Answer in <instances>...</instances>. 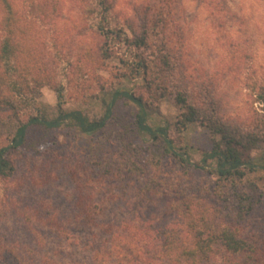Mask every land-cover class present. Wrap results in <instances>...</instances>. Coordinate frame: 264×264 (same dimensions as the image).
I'll return each mask as SVG.
<instances>
[{
    "label": "rangeland",
    "instance_id": "1",
    "mask_svg": "<svg viewBox=\"0 0 264 264\" xmlns=\"http://www.w3.org/2000/svg\"><path fill=\"white\" fill-rule=\"evenodd\" d=\"M109 2L124 30L130 24L137 30L141 19L156 8L163 10L165 19L152 30L144 53L154 58L156 46L164 41L172 49L176 66L166 82L169 94L144 109L149 117L146 123L152 129L166 126L169 138L188 163L175 162L171 156L161 160L154 169L157 181L165 189L173 184L176 189H167L156 198L139 195L142 181L136 177L112 175L111 165L121 150L134 144L154 151L148 136L120 134L125 125L132 124L138 109L134 102L121 98L111 109L107 127L95 134L81 133L66 123L49 131L41 126L29 128L28 144L7 155L15 165L13 177H0V247L16 251L18 260L28 264L81 260L143 264L149 257L153 264H173L160 258L157 231H185L184 215L189 210L215 209L219 202L214 198L219 195L222 202L224 191L222 180L211 173L212 161L204 158L211 147V134L199 123L184 131L176 127L181 111L174 102V85L187 87L193 97L209 102L212 110L241 123L244 129H252L254 121L264 118V101L258 99L264 90V0ZM19 5L28 12L30 40L46 57L48 70L65 86L66 110L97 119L105 112L100 101L105 91H143L141 77H123L129 70L121 62L131 61L139 50L112 39L103 47L109 58L99 57L98 63L89 59L87 53H96L101 42L94 30V14L86 12L93 6L91 0H28V8ZM37 101L46 117L57 115L51 86L40 88ZM15 124L13 120L0 123V146L9 144ZM32 143L36 151L28 147ZM96 146L105 149L97 153L107 163L104 170L93 163ZM146 155L159 154L149 151ZM73 170L87 174L89 192L104 206L98 217L103 228L84 227L73 220L78 193L70 178ZM18 207L32 215L33 231L24 226ZM257 214H264V189ZM55 217L59 224L49 226L47 221ZM109 223L118 225L114 232H106ZM202 264H223L220 252L216 250Z\"/></svg>",
    "mask_w": 264,
    "mask_h": 264
},
{
    "label": "trees",
    "instance_id": "2",
    "mask_svg": "<svg viewBox=\"0 0 264 264\" xmlns=\"http://www.w3.org/2000/svg\"><path fill=\"white\" fill-rule=\"evenodd\" d=\"M15 2L17 0H0V123L4 124L9 120L16 122L9 144L0 146V177H13L15 165L7 155L11 150L28 144L29 128L41 126L49 131L66 123L81 133L95 134L107 127L108 121L112 119L111 109L115 101L121 98L134 102L138 109L133 113L132 124L125 125L120 134L127 136L133 133V136L140 138L148 136L154 151L150 147L144 150L132 144L130 148L117 154L115 165H111V174L141 180L139 195L149 198L163 195L167 189H176L174 184L166 185L167 189L163 188L154 175V169L160 167L165 156H171L180 164L188 163L187 159L177 151L180 147L175 146L169 138L166 126L152 129L147 125L149 117L144 110L169 94L166 82L173 76L174 64L176 66V62L173 63L172 49L164 41L156 46L154 58H148V54L144 53L150 46L152 30L165 19L163 10L156 8L151 14L140 18L142 22L137 30L131 24L128 30H124L118 25L109 0H91L93 6L87 8L86 12L88 15L94 14L93 26L101 42L96 53H87L89 59H95L98 63L99 57L109 58L107 49L103 47L112 39L119 40L133 50H139L134 54V59H121V62L129 70L123 73V77H141L143 88L140 94L128 90L105 91L100 99L105 112L102 117L91 119L78 110L65 109V86L48 70L46 57L28 35V12L19 5L28 8V0ZM45 85L53 88L56 97L57 115L51 119L46 117L37 101V94ZM174 86V102L181 111L176 127L184 131L190 125L199 123L211 134V147L204 152V158L212 161L211 173L222 180L224 191L222 202L219 195L214 198L216 203L217 200L219 202V206L213 208L214 211L201 208L197 211L189 210L184 215L185 231H157L160 258L173 264H202L209 261L218 250L223 264H264V214H257L264 189V118L254 121L252 129H244L241 123L212 110L209 102L201 97H193L187 87ZM258 99L264 101V90L259 93ZM4 111L9 113L4 114ZM33 144L35 143L28 147L36 151ZM102 150L105 149L101 146L94 148L93 163L104 167V170L107 163L98 159L97 155ZM257 150L258 154L254 155ZM149 151L159 155L149 158L146 155ZM182 154H186V151H182ZM36 164L33 163L34 166ZM71 176L78 192L73 220L84 227L103 228L105 225L98 222V217L103 214L104 206L99 205L95 201V194L89 192L85 179L87 174L73 170ZM18 210L25 221L24 226L33 231L32 215L29 216L23 207H18ZM49 223L59 224L56 217L50 218L47 221ZM117 226L109 223L106 232H114L113 229ZM17 255L12 249L0 247V264H28L19 261ZM46 264L57 263L49 261ZM70 264L103 263L81 260ZM143 264H153L152 257Z\"/></svg>",
    "mask_w": 264,
    "mask_h": 264
}]
</instances>
